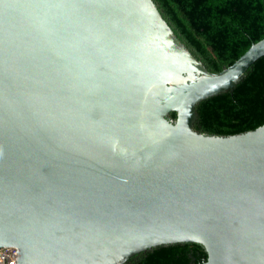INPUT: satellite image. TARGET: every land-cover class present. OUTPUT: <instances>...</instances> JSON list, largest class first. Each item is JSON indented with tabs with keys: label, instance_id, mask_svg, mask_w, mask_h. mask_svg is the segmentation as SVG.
I'll list each match as a JSON object with an SVG mask.
<instances>
[{
	"label": "water",
	"instance_id": "1",
	"mask_svg": "<svg viewBox=\"0 0 264 264\" xmlns=\"http://www.w3.org/2000/svg\"><path fill=\"white\" fill-rule=\"evenodd\" d=\"M262 56L264 37L211 71L155 0H0V250L124 264L198 242L201 264H264V124L195 129Z\"/></svg>",
	"mask_w": 264,
	"mask_h": 264
},
{
	"label": "trees",
	"instance_id": "2",
	"mask_svg": "<svg viewBox=\"0 0 264 264\" xmlns=\"http://www.w3.org/2000/svg\"><path fill=\"white\" fill-rule=\"evenodd\" d=\"M155 1L175 32L214 72L264 37V0ZM197 113L195 129L205 134L231 135L263 125L264 56L234 89L201 101ZM207 257L201 243L182 242L141 252L124 264H201Z\"/></svg>",
	"mask_w": 264,
	"mask_h": 264
},
{
	"label": "built area",
	"instance_id": "3",
	"mask_svg": "<svg viewBox=\"0 0 264 264\" xmlns=\"http://www.w3.org/2000/svg\"><path fill=\"white\" fill-rule=\"evenodd\" d=\"M18 256L17 248L6 247L0 250V264H15Z\"/></svg>",
	"mask_w": 264,
	"mask_h": 264
}]
</instances>
